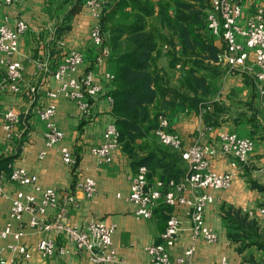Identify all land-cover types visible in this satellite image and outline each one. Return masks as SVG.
<instances>
[{
    "label": "crops",
    "instance_id": "1",
    "mask_svg": "<svg viewBox=\"0 0 264 264\" xmlns=\"http://www.w3.org/2000/svg\"><path fill=\"white\" fill-rule=\"evenodd\" d=\"M78 1H80L78 3ZM20 0L11 5L0 4V25L14 27L17 19H23L27 23V29L20 34L18 52L13 58L23 64L22 78L20 85L26 87L29 84L42 85L36 94V100H31L23 94L5 91L0 94V112L9 107L19 110H27L26 115L29 122L28 129L23 132L20 140L8 141L4 132L0 130V159L13 157L8 166L23 167L28 172L38 176V183L42 186H49L63 192H72L76 204L70 208L69 219L72 221L100 220L113 226L112 239L117 248V261L108 264H149L150 259L146 252V246L159 242L161 233L165 227L169 214L177 213L182 219V228L178 234L175 244L170 248L172 257L183 254L193 246V252L187 257L189 264H213L221 257L228 259V264H264V250L256 244L244 246L241 251V241H232L228 237L230 231L228 222L224 217V209L230 205L242 209V212L252 211L260 206L264 207V189L261 190L254 183L264 187V171L259 169L263 162L264 137L255 134L256 127L250 124L247 119H240L232 112L221 111L218 114V124H209L204 120L201 104L193 108L187 103L178 104L174 108L166 110L170 119V129L177 132L184 146L191 144L198 139L202 144L214 142L216 136L222 131H233L241 136H251L254 139V148L246 163L237 162L231 164V159L214 155L210 158L213 169L218 171L230 170L233 172L231 186L227 189H211L215 201L205 208V222L217 233V240L208 243L201 239H194L191 236L190 219L185 214L186 206L179 205L172 207L165 204L157 205L150 218H139L134 213V205L128 200L127 195L130 187L129 176L137 169L133 159L128 157L122 149L117 147L113 150V160L110 162L99 161L92 153L91 148L102 141V133L108 122L114 121L112 104L105 98L100 97L94 102V119L85 120L80 114L75 101L65 98L55 99L56 114L55 122L64 132L62 144L70 147L77 163L74 168L65 165L59 153V144L46 147L44 143V132L46 126L34 114L36 104L47 103L50 99L45 90L55 89L57 81L49 75L43 64L53 65L60 61L64 53L75 48L80 50L85 60L80 65L78 73L87 67L93 66L94 77L100 81L106 89H109L112 82L103 78V71H113L115 63L109 58L101 66L92 65L97 54V47L90 37V29L96 20L91 13L83 6L84 0ZM242 16L241 21L254 9L256 5L264 7V0H241ZM220 46L219 42H215ZM166 45V44H164ZM160 47L158 43V54L154 53V65L163 68L169 76L170 83L180 78L181 69L177 66H169L167 48ZM179 45H176L178 48ZM1 59L6 56L0 53ZM4 71V65L0 63V76ZM223 81L221 95L208 97L211 103L217 101L221 104L231 103L225 101V96L232 89L236 94L232 97L244 102L245 93L252 90L254 94L252 104L259 107L264 114V95H260L256 87L250 88L241 74L227 72ZM109 83V87H108ZM108 87V88H107ZM230 95V94H229ZM218 96V97H217ZM232 96V95H231ZM222 101V102H223ZM157 102H155L156 106ZM153 106V105H152ZM240 109V108H239ZM162 110V109H161ZM205 111V110H204ZM257 136V138H256ZM150 139V141H149ZM149 145L139 149L138 157H145L153 152L154 158L149 166L148 179L151 183L176 173L179 170L184 173L187 163L181 158L178 151L161 144L155 136L149 138ZM152 143L159 148L167 150L172 154L165 157L158 150L154 149ZM138 144H145V139H138ZM44 151V153H42ZM260 161V162H259ZM253 167H255L253 169ZM3 169V168H0ZM5 170V169H4ZM84 176H92L96 181L95 194L87 198L85 194L77 189L76 183ZM7 189L12 190L16 185L6 184ZM25 191H30L29 186H24ZM119 193V195H117ZM191 196L192 192L188 191ZM9 199L0 196V229L9 221ZM256 211V212H255ZM260 229L264 231V219L256 214L254 217ZM23 220H28V214L23 215ZM15 225V223H14ZM44 234L36 228L25 227V234L20 239L30 249V262L35 264H94L88 258L87 252H77L72 242L60 237L59 244H64L67 252L54 254L52 256L42 255L35 245ZM12 242L10 237L0 238V249L2 255L8 261L14 258L7 244ZM15 264H26L23 259H16Z\"/></svg>",
    "mask_w": 264,
    "mask_h": 264
},
{
    "label": "built area",
    "instance_id": "2",
    "mask_svg": "<svg viewBox=\"0 0 264 264\" xmlns=\"http://www.w3.org/2000/svg\"><path fill=\"white\" fill-rule=\"evenodd\" d=\"M19 1L0 0V4L11 5ZM105 1L83 2V6L96 20L90 29V37L97 47L92 65L97 66L105 63L111 54L99 22ZM241 16V0H209V8L205 15L206 29L214 41L220 44L217 62L227 66L229 72L250 75L256 90L260 95H264V7L256 5L243 21ZM27 26L23 19H17L14 27L0 25V53L6 56V59L0 61L4 65V71L0 76V94L11 91L36 100V94L42 85L29 84L22 87L20 79L23 64L13 58L18 52L20 34ZM164 48H167V45H164ZM84 60L85 57L80 50L70 48L55 64H43L42 68L57 81V86L55 89L45 90L49 102L36 104L34 107V114L46 126L45 146L59 144L61 159L70 168L76 166L77 160L70 147L62 144L64 132L54 120L57 110L55 99L60 97L75 101L80 114L88 121L94 119L93 106L98 98L103 97L113 104L109 89L95 79L93 66L77 74ZM176 66L180 67L179 64ZM102 75L109 83L114 78L112 71H103ZM27 114V110L13 107L0 112V130L4 132L8 143L20 140L23 132L28 129ZM152 133L161 144L179 152L187 163V169L177 181L157 179L151 183L148 179V168L146 165H139L129 176L130 187L127 195L135 207V215L139 218H150L154 208L159 204L172 207L185 205L187 207L185 214L191 222L192 238L208 243L216 241L217 233L205 222V208L215 201L210 190L229 188L233 172L213 169L210 158L214 155L226 156L231 159L233 166L237 162L246 163L254 148L253 137L241 136L233 131H222L217 134L215 141L209 144H202L195 139L191 144L184 146L180 135L170 129V119L164 112L157 115V126ZM118 136L114 121L108 122L102 133V141L91 148L99 161L113 160L112 152L120 146ZM7 183L16 185V188L7 189ZM24 186H29L30 191H25ZM76 187L87 198L92 197L97 188L92 176H84L78 180ZM188 191L192 192L191 196L186 194ZM0 196L9 199L10 203L9 221L0 229V238L12 239L7 248L15 255L8 261L0 249V264H15L17 258L23 259L26 264H35L29 261L30 249L20 241L25 234L26 226L36 228L44 234L35 245L44 256L66 253L65 245L58 243L60 237H64L73 243L75 251L87 252L89 260L94 264L117 261V248L112 239L113 226L95 219L81 222L69 219L70 208L76 204L72 192L42 186L38 183L36 174L28 172L23 167L10 166L8 172L0 169ZM256 211V213L248 211L250 217L258 214L264 219V207L260 206ZM25 213L28 214L27 221L23 220ZM181 228V217L171 212L161 233V240L146 246L149 264H189L187 257L192 254L193 246L176 257L170 254V248L175 244ZM213 264H228V259L221 257Z\"/></svg>",
    "mask_w": 264,
    "mask_h": 264
},
{
    "label": "trees",
    "instance_id": "3",
    "mask_svg": "<svg viewBox=\"0 0 264 264\" xmlns=\"http://www.w3.org/2000/svg\"><path fill=\"white\" fill-rule=\"evenodd\" d=\"M170 7H174L172 12ZM208 8L209 0H106L103 5L99 19L102 33L109 16L119 12V18L110 27L109 39L104 36L111 49L109 58L115 63L109 92L113 97L112 113L119 132L118 141L122 151L133 159V164L146 165L148 172L154 154L138 157V150L149 145L146 140L154 137L152 130L157 126V115L167 114L166 110L178 104L187 103L198 108L211 92L208 75L213 78L221 72L217 62L221 47L206 29ZM154 14L157 25L166 30L164 35L148 21ZM160 42L168 47L169 66L180 64L182 67L177 84L170 83L168 73L154 65V53L158 54ZM241 76L252 81L255 87L250 75ZM212 106L203 117L209 124H218L216 117L222 106L217 101H213ZM143 138L145 144H138L137 140ZM151 144L165 157L172 154L152 141ZM12 159V156L0 159V168L8 172ZM184 173L177 170L165 180L177 181ZM254 186L264 189L256 183ZM223 212L230 228L228 237L241 241L239 251L250 244L264 250V231L254 217L230 205Z\"/></svg>",
    "mask_w": 264,
    "mask_h": 264
},
{
    "label": "rangeland",
    "instance_id": "4",
    "mask_svg": "<svg viewBox=\"0 0 264 264\" xmlns=\"http://www.w3.org/2000/svg\"><path fill=\"white\" fill-rule=\"evenodd\" d=\"M173 9H174V7H170L169 11L172 12ZM126 10H128V8H126ZM156 17H157V15L154 14L151 17L148 18V21H149L150 24H152L153 26H155L157 28L159 34H163L164 35L166 33V30L164 28L159 27L157 25ZM118 18H119V12L115 13L114 15L111 14V16H109L108 20L104 24V29H103L104 32L103 33H104V36L107 39H109V36L111 35V32H110L111 25ZM158 41H160V40H158ZM162 44L163 43L160 42V47H162ZM178 68L181 69L182 67L180 66ZM219 68H220L221 72H220V74L218 76L212 78L211 76L208 75V80L211 83V92H210L209 95H207V98H206L207 101L203 102L201 104V110L203 112V115L206 113L207 110H209L211 108L208 105V104L211 103V100L208 97H211V96L214 97V96H216V94H219V96L221 95V91L218 92L217 91L218 89L216 87H219V89H222L221 87H222L223 81L229 75L227 73V72H229L227 66H225L224 64H220ZM230 73L232 75L236 74V73H233V72H230ZM226 74H227V76H226ZM177 80H178V78H176V81ZM245 82H246L247 86H250V88L252 89V87H253L252 81L245 80ZM171 83L172 84H177V82H171ZM235 94L236 93L232 89L229 90V92L225 96V98H226L225 101L227 99H229L231 101V103L225 104L226 102L224 103V101L222 100L223 101V102L221 101L222 111L225 112V113L228 112L230 114V116H231V113L234 112L235 116L240 117L241 120L242 119L249 120L250 124L254 125V127H256L255 134L259 132L258 136H260V137L263 136L264 137V114L262 113V111L259 110L260 109L259 107H256V106H254L252 104V100L250 99V98H253V96H254V94H252V90H249V92L245 93L246 99H245L244 102L238 100L237 98H234V103L232 104V97L235 96ZM215 101H219V100H215ZM256 138H257V136H256ZM262 157H264V154H262ZM261 163H262V165H261V167H259V169L264 171V160ZM254 168L255 167H253V169Z\"/></svg>",
    "mask_w": 264,
    "mask_h": 264
}]
</instances>
